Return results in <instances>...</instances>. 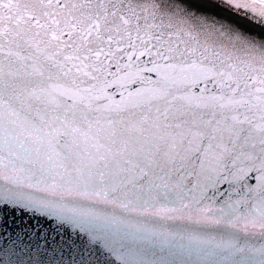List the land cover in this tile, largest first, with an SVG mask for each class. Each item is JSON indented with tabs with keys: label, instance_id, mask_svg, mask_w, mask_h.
Segmentation results:
<instances>
[{
	"label": "snow or ice",
	"instance_id": "6c2138e0",
	"mask_svg": "<svg viewBox=\"0 0 264 264\" xmlns=\"http://www.w3.org/2000/svg\"><path fill=\"white\" fill-rule=\"evenodd\" d=\"M0 264H264V0H0Z\"/></svg>",
	"mask_w": 264,
	"mask_h": 264
}]
</instances>
